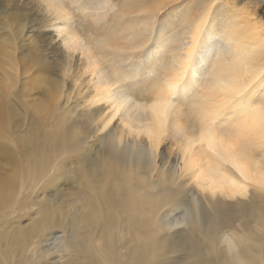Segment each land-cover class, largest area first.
Segmentation results:
<instances>
[{
	"label": "bare ground",
	"instance_id": "obj_1",
	"mask_svg": "<svg viewBox=\"0 0 264 264\" xmlns=\"http://www.w3.org/2000/svg\"><path fill=\"white\" fill-rule=\"evenodd\" d=\"M110 1L93 18L75 10L82 0H0V264H264V195L196 211L203 193L185 181L219 161L197 143L204 126L184 81L162 84L201 7L209 70L225 54L264 57V0H202L198 14L176 8L163 22L181 0ZM74 36L83 44L66 46ZM162 98L166 121L151 107Z\"/></svg>",
	"mask_w": 264,
	"mask_h": 264
},
{
	"label": "snow or ice",
	"instance_id": "obj_2",
	"mask_svg": "<svg viewBox=\"0 0 264 264\" xmlns=\"http://www.w3.org/2000/svg\"><path fill=\"white\" fill-rule=\"evenodd\" d=\"M57 6L64 7L61 0H57ZM105 7L100 0H82V3L74 6L75 10L82 9L86 16L93 18H98ZM210 7H201L199 18L191 21L188 28L191 38L181 41L172 53L175 78L162 81L169 91H174L179 82L184 81L183 90L185 94L196 98V107L204 126L197 143L206 146L205 153L219 161L215 170L210 169L207 173L201 172L200 166L194 164L195 170L185 181H193L190 187L194 190L198 188L203 193V196H197L192 201L198 213L203 212L205 200L210 203L247 200L253 190L264 195V167L254 161V154L264 157V57L231 59L225 54L218 57L209 70L212 61L205 60L204 50L214 37L210 31L205 32L204 25L208 23ZM65 18L69 21L72 19L71 16ZM69 43L83 44V41L74 36L65 41L66 46ZM96 49L101 55L107 50L106 37L97 40ZM117 91L121 90L117 88ZM121 95L126 96L127 92H121ZM172 106L171 98L155 100L151 105L153 111H158L165 121ZM116 118L113 112L110 120L104 124V129L109 128ZM127 147L130 151L133 149L131 139ZM135 149L145 158L150 155L147 145L142 142ZM177 207L183 210L188 205ZM229 230L223 227L221 237L229 245L230 252L239 253L240 247H237L233 238L227 236ZM235 240L243 246V237H235Z\"/></svg>",
	"mask_w": 264,
	"mask_h": 264
},
{
	"label": "rangeland",
	"instance_id": "obj_3",
	"mask_svg": "<svg viewBox=\"0 0 264 264\" xmlns=\"http://www.w3.org/2000/svg\"><path fill=\"white\" fill-rule=\"evenodd\" d=\"M20 1V3L19 4H22V2H23V0H19ZM111 1H113V2H116V1H118V0H111ZM110 1V2H111ZM248 0H241V2L242 3H246ZM200 2H202V0H181V1H178V2H174V3H171V4H169L167 7L168 8H166L158 17H157V19H158V22L160 21V22H163V21H166V18L168 19H170L171 17H173L174 15H172V14H174L173 13V11L174 10H176V8H180L181 9V11H183V10H185L187 13H188V11H190L191 12V14H198V10H199V8H200ZM199 3V4H198ZM110 4V3H109ZM20 6H22V5H20ZM171 6V7H170ZM261 6L262 7H260V9H259V12L264 16V3H262L261 4ZM180 9H178V10H176V13L180 10ZM189 15H190V13H188ZM35 15V14H34ZM264 18V17H263ZM172 19V18H171ZM160 26L161 27H163V25H161L160 24ZM37 28H40V27H37ZM39 31H41L42 30V28L41 29H38ZM179 34H181L180 32H179ZM175 36H177V35H175ZM183 38H184V36H181L180 35V37L179 38H176V39H179V40H181V41H183ZM211 49V48H210ZM211 51V50H210Z\"/></svg>",
	"mask_w": 264,
	"mask_h": 264
}]
</instances>
